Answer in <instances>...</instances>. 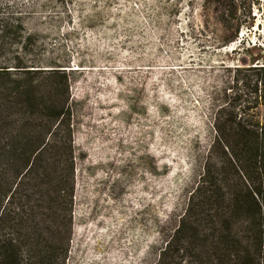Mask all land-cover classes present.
I'll return each mask as SVG.
<instances>
[{
  "label": "rangeland",
  "instance_id": "1",
  "mask_svg": "<svg viewBox=\"0 0 264 264\" xmlns=\"http://www.w3.org/2000/svg\"><path fill=\"white\" fill-rule=\"evenodd\" d=\"M0 19V64L71 75L78 163L66 264H154L216 126L219 140L236 123L264 128V0H0Z\"/></svg>",
  "mask_w": 264,
  "mask_h": 264
},
{
  "label": "trees",
  "instance_id": "2",
  "mask_svg": "<svg viewBox=\"0 0 264 264\" xmlns=\"http://www.w3.org/2000/svg\"><path fill=\"white\" fill-rule=\"evenodd\" d=\"M6 24L0 19L1 32ZM235 126L220 140L216 126L186 209L162 235L154 264H264V128ZM77 163L70 72L0 64V264L67 263Z\"/></svg>",
  "mask_w": 264,
  "mask_h": 264
}]
</instances>
